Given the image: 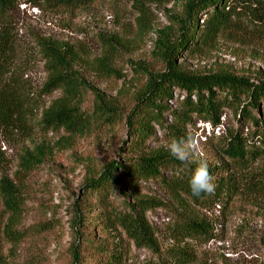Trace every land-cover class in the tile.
<instances>
[{"label": "rangeland", "instance_id": "1", "mask_svg": "<svg viewBox=\"0 0 264 264\" xmlns=\"http://www.w3.org/2000/svg\"><path fill=\"white\" fill-rule=\"evenodd\" d=\"M188 1L93 0L77 8L43 10L20 4L10 12L14 49L7 61V76L30 110L22 125L19 121L8 128L0 124V186L6 182L19 189L23 215L11 227L25 235L14 244L4 239L0 264H72L77 244L78 264H159L177 250L192 255V264H264V190L241 193L225 208L194 203L165 185L170 175L180 172L169 166L167 171L160 170L156 180L136 182L131 190L122 192L123 182L116 181L104 204L87 194V184L109 164L118 168L130 159L171 156L165 129L176 126L171 112H181L182 91L173 90L172 99L161 103L169 111L162 114V128L152 125L150 138L134 142L125 121L151 80L165 72L168 50L180 37L179 19ZM43 44L57 49L92 90L84 95L82 107L91 110L104 102L117 112L115 122L82 136L40 123L43 111L62 99L59 90L41 92L52 54ZM174 67L189 77L229 74L264 83V40L223 36L208 45L199 44L193 52H181L174 58ZM220 122L212 128L194 115L180 127L186 136L195 135L198 145L191 160L182 163L184 168L201 160L208 168L217 167L221 157L214 144L237 126L227 111ZM263 168L264 160H256L249 173ZM134 200L151 205L145 217L154 232L157 254L136 247L112 224L113 214ZM179 219L207 223L212 237L206 241L175 237L169 229Z\"/></svg>", "mask_w": 264, "mask_h": 264}, {"label": "trees", "instance_id": "2", "mask_svg": "<svg viewBox=\"0 0 264 264\" xmlns=\"http://www.w3.org/2000/svg\"><path fill=\"white\" fill-rule=\"evenodd\" d=\"M93 0H0V124L12 127L13 122L22 125L29 107L15 83L8 78L7 61L13 53L14 39L9 21L10 12L24 4L43 10L47 7L71 9L89 4ZM201 21V23H200ZM180 37L169 47L165 72L151 80L143 96L127 115L125 125L130 137L137 140L151 137L152 125L162 128L163 112L169 111L161 103L171 100L173 90L184 93L180 101V113L171 112L176 126L166 128L170 139L185 137L182 132L192 116L208 123L212 128L220 126L225 111L231 113L237 126L222 142L214 144L221 159L217 167L208 168L213 177L215 190L211 194L195 197L191 194L188 181L196 166L184 168L181 162L161 154L130 159L116 168L107 165L100 175L87 184V194L99 204L116 187V181L123 182L122 192L131 190L136 182L156 180L160 170L175 166L180 170L170 175L165 185L180 197L194 203L207 202L226 207L239 194H254L264 190V168L256 174L249 171L256 160H264V83L255 84L229 74H212L203 77H189L174 67V58L181 52H193L199 44L208 45L223 36L234 34L241 37L264 40V0H189L183 16L179 19ZM190 45L194 49H190ZM52 54L48 61L49 76L43 85V94L59 90L62 99L54 101L42 113L40 123L49 129H63L71 135L82 136L94 127L111 124L117 118L113 107L99 102L91 110L82 107L83 97L92 91L75 74L65 58L51 44H43ZM22 120H21V119ZM248 127L244 131V127ZM181 127V128H180ZM161 179V178H160ZM259 187H251L257 185ZM126 184V185H125ZM123 188V189H122ZM182 197V198H183ZM23 199L19 189L11 184L0 186V252L4 239L11 244L18 243L25 236L23 230H13L12 224H19L23 215ZM151 205L134 200L126 209L111 217L114 225L120 227L136 247H144L157 254L154 232L145 213ZM93 226L97 222L93 221ZM203 221L179 219L170 225V232L181 240L206 241L212 235ZM72 264L80 259L79 245L72 250ZM113 259V255H110ZM194 257L187 251H173L159 264H192Z\"/></svg>", "mask_w": 264, "mask_h": 264}, {"label": "clouds", "instance_id": "3", "mask_svg": "<svg viewBox=\"0 0 264 264\" xmlns=\"http://www.w3.org/2000/svg\"><path fill=\"white\" fill-rule=\"evenodd\" d=\"M171 156L181 163H187L198 151L197 138L195 135L172 138L168 144ZM191 194L199 197L203 194H211L215 190L213 177L210 175L208 165L201 160L193 169L188 181Z\"/></svg>", "mask_w": 264, "mask_h": 264}]
</instances>
